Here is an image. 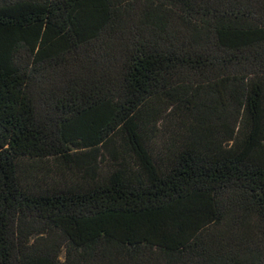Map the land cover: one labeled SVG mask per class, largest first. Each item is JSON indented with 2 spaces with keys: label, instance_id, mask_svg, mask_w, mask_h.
<instances>
[{
  "label": "trees",
  "instance_id": "trees-1",
  "mask_svg": "<svg viewBox=\"0 0 264 264\" xmlns=\"http://www.w3.org/2000/svg\"><path fill=\"white\" fill-rule=\"evenodd\" d=\"M0 264H264V0H0Z\"/></svg>",
  "mask_w": 264,
  "mask_h": 264
},
{
  "label": "rangeland",
  "instance_id": "rangeland-1",
  "mask_svg": "<svg viewBox=\"0 0 264 264\" xmlns=\"http://www.w3.org/2000/svg\"><path fill=\"white\" fill-rule=\"evenodd\" d=\"M161 127H163V130L166 129V124H161ZM157 142H158V148L161 147L160 145H161L162 141L160 140Z\"/></svg>",
  "mask_w": 264,
  "mask_h": 264
}]
</instances>
